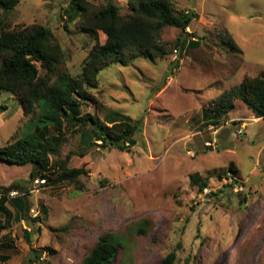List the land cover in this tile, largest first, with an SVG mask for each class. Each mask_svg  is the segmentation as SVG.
<instances>
[{
    "label": "rangeland",
    "instance_id": "1",
    "mask_svg": "<svg viewBox=\"0 0 264 264\" xmlns=\"http://www.w3.org/2000/svg\"><path fill=\"white\" fill-rule=\"evenodd\" d=\"M69 1L21 0L0 12V21L8 29L49 28L64 56L58 70L79 78L94 42L65 19ZM86 1H110L120 15L129 12L128 0ZM171 1L177 13L197 14L186 32L199 47L184 55L174 45L179 30L164 27L165 56L111 64L99 73L97 88L88 89L95 103L77 107L102 124L113 112L139 122L130 153L81 144L78 131L71 133L75 126L64 122L65 142L48 156L44 173L53 182L36 184L31 164L0 161V188L19 187L35 221L28 226L11 218L0 233V264H81L100 236L116 244L109 264H160L172 251L175 264H264V120L238 99L228 116L211 112L217 97L245 76L264 78V0ZM104 41L100 33L98 43ZM2 105L0 148L20 140L42 113L36 104L24 110L5 91ZM63 164L84 172L59 182L54 165ZM229 165L236 174L219 178ZM197 178L207 183L201 192Z\"/></svg>",
    "mask_w": 264,
    "mask_h": 264
},
{
    "label": "trees",
    "instance_id": "2",
    "mask_svg": "<svg viewBox=\"0 0 264 264\" xmlns=\"http://www.w3.org/2000/svg\"><path fill=\"white\" fill-rule=\"evenodd\" d=\"M20 1L0 0V12L14 10ZM174 6L171 0H128L129 12L120 15L118 7L110 1L95 6L86 0H70L64 11L65 19L74 22L77 30L94 42L83 60L79 78H72L66 71L58 70L64 56L49 28L21 25L8 29L0 21V94L2 91L9 92L19 98L24 110H30L36 104L42 112L36 121L26 125L20 140L0 148V161L15 166L31 164V179L40 176L46 182H53L44 173L49 166L48 156L57 155L65 142L64 122L70 127L75 126L71 133L78 131L81 144L93 147L100 142L97 146L130 153L136 144L133 135L140 130L139 122L113 112L103 118L102 124L95 114L79 115L77 107L81 103H95L88 89L97 88L99 73L111 64L127 66L137 57L153 60L165 56L166 44L161 42L160 37L164 27L179 30L174 45L184 55L188 49L199 47V40L195 39L193 33L186 32L190 23L198 19L197 14L177 13ZM100 33L105 36L103 44L98 43ZM225 43L230 47L235 46L228 40ZM40 69L45 72L42 77ZM235 99L241 100L256 119L264 120V78L245 76L238 86L217 97L211 108L212 114H227ZM6 109L4 105L0 107L3 112ZM51 129L55 135L49 134ZM63 165H54L61 171L57 172L59 182L74 181L84 172ZM234 168L229 165L219 178L228 173L234 176ZM54 174L55 170L51 175ZM195 181L198 183V178ZM200 184L201 192L207 183ZM18 188H0V213L4 215V223L0 222V233L9 226L11 218L16 222H26L28 226L35 222L29 218L28 202ZM11 192L16 195L11 197ZM5 204L10 206L13 213ZM23 234L27 236V231H23ZM115 253L116 244L108 237L100 236L81 264H109ZM175 261L176 252L172 251L161 259L160 264H175Z\"/></svg>",
    "mask_w": 264,
    "mask_h": 264
},
{
    "label": "built area",
    "instance_id": "3",
    "mask_svg": "<svg viewBox=\"0 0 264 264\" xmlns=\"http://www.w3.org/2000/svg\"><path fill=\"white\" fill-rule=\"evenodd\" d=\"M174 52V54H177V51L175 50V51H173ZM227 176H230L229 175V173L227 174ZM228 180H231V179H228ZM37 182V181H36ZM44 181H40V183H43ZM16 195V193L15 192H12V193H10V196L11 197H14Z\"/></svg>",
    "mask_w": 264,
    "mask_h": 264
},
{
    "label": "clouds",
    "instance_id": "4",
    "mask_svg": "<svg viewBox=\"0 0 264 264\" xmlns=\"http://www.w3.org/2000/svg\"><path fill=\"white\" fill-rule=\"evenodd\" d=\"M174 59H175V58H174ZM36 181H37V182H36ZM40 181H44V182H43V183H40ZM45 182H46V181H45L44 179H39V180L36 179V180H35V183L38 184V185H39V184L43 185V184H45ZM11 193H12V192H11Z\"/></svg>",
    "mask_w": 264,
    "mask_h": 264
},
{
    "label": "crops",
    "instance_id": "5",
    "mask_svg": "<svg viewBox=\"0 0 264 264\" xmlns=\"http://www.w3.org/2000/svg\"><path fill=\"white\" fill-rule=\"evenodd\" d=\"M234 104H235V101H234ZM229 112L225 115V116H228ZM253 115V114H252ZM256 119V118H255Z\"/></svg>",
    "mask_w": 264,
    "mask_h": 264
},
{
    "label": "water",
    "instance_id": "6",
    "mask_svg": "<svg viewBox=\"0 0 264 264\" xmlns=\"http://www.w3.org/2000/svg\"><path fill=\"white\" fill-rule=\"evenodd\" d=\"M210 150H212V147H210Z\"/></svg>",
    "mask_w": 264,
    "mask_h": 264
}]
</instances>
